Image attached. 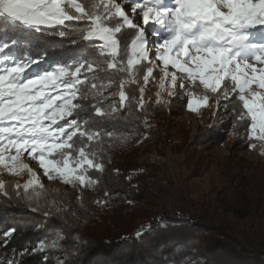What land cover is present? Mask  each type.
Listing matches in <instances>:
<instances>
[{"label":"snow or ice","instance_id":"obj_1","mask_svg":"<svg viewBox=\"0 0 264 264\" xmlns=\"http://www.w3.org/2000/svg\"><path fill=\"white\" fill-rule=\"evenodd\" d=\"M45 37L81 46L68 59L51 60L40 47ZM157 69L156 103L182 100V90L187 109L199 113L214 98L233 127L244 124L250 148L264 142V0H0V175L28 174L22 185L0 181V194L45 216L61 210L46 200L40 175L25 163L31 159L81 200L82 190L98 183L93 173L106 167L104 143L121 138L107 122L133 102L145 110L140 81L147 85ZM117 76L113 101L105 89ZM129 84L139 99L126 91ZM15 231L0 233V246L7 248ZM62 239L16 255L61 247Z\"/></svg>","mask_w":264,"mask_h":264},{"label":"trees","instance_id":"obj_2","mask_svg":"<svg viewBox=\"0 0 264 264\" xmlns=\"http://www.w3.org/2000/svg\"><path fill=\"white\" fill-rule=\"evenodd\" d=\"M39 43L41 48L46 49L51 60L68 59L81 46L57 37H45ZM115 79L117 83L105 91L113 92L110 99L118 101L116 92L119 76ZM140 84L143 85L142 80ZM126 91L134 93L139 99L136 84L127 85ZM156 98L154 94L143 97L145 110H139L133 102L128 110L117 113L115 119L107 122V127L120 134L121 138H114L111 146L107 142L103 145L106 167L103 173H93L102 182L94 197H87L82 190L83 198L78 200L80 192L77 189H44L47 201L55 200L62 206L59 212L52 208L51 214L45 216L42 211H32L25 201L18 202L15 195L8 197L0 194V233L13 228L16 230L8 247L0 246V264H7L12 258L18 264H44L45 256L46 264H264V165L259 167L243 160L230 159L220 169L222 186L213 189L219 200L229 192V186L235 180L240 179L245 184V228L241 230H237L228 221H215L211 200L209 203H201L199 200L185 198L181 209L178 207L176 210L185 221L165 227L148 226L153 217L147 213L100 214L105 208H115L117 199L118 203L126 200L124 196L133 186L151 176L148 172L150 167L139 163L133 155H125L114 161L109 149L120 145L128 135L144 133L145 120H156L160 128L171 126L167 105L156 103ZM203 111L201 108L199 112ZM224 113L228 116L227 122L217 119V115L207 117V121L213 120L216 126L205 136L197 137L195 144L188 142V129H181L183 141L177 145V152L185 156L186 163L195 161L189 179L202 175L211 167V163L204 159L198 148L205 150L221 144L227 130L233 127V117L227 109H224ZM233 130L240 134L243 143L249 144L244 139L247 134L244 124H237ZM15 183L5 182L6 186ZM148 190L142 189L139 197L145 198L144 206L151 207L158 203V198ZM106 192L110 195L105 196ZM43 204L42 198L41 207ZM58 235L63 236L59 241L61 247L32 255H16L20 249H31L39 241L50 242Z\"/></svg>","mask_w":264,"mask_h":264},{"label":"rangeland","instance_id":"obj_3","mask_svg":"<svg viewBox=\"0 0 264 264\" xmlns=\"http://www.w3.org/2000/svg\"><path fill=\"white\" fill-rule=\"evenodd\" d=\"M162 75L163 73L159 69L154 71V79L150 78L147 85H142L144 87L143 97L147 98L153 94L155 96L160 91L159 83ZM177 75L180 76L181 74L178 73ZM195 87L204 91L198 83ZM255 90V86H253L252 91ZM177 91L182 100L175 97H165L168 101L166 105L169 110L168 119L171 126L160 128L156 120H145L144 133L128 135L120 145L109 149L114 161L125 155H133L139 163L150 167L148 172L151 176L141 184L133 186L129 193L124 196L126 200L118 203L119 200L117 199L115 208H105L101 210L100 214L106 216L107 214L111 215L113 212L121 214L147 213L153 217V220L147 224L148 226L160 225L165 227L185 221L182 215L176 212L177 208L180 207L181 209L183 202L185 203V198L199 200L201 203H209L211 200L215 211V221H228L237 230H241L245 228V219L243 218L245 205L243 197L244 182L240 179L235 180L229 186V192L220 200L217 198L216 193H213V189L216 190L222 186L220 169L230 159L243 160L249 164L259 165V167L263 166L264 142H259L254 148H250L249 144L242 142L243 138L240 134L236 133L233 127L230 126L221 144L213 145L205 150L202 147L198 148L204 159L211 163V167L202 175L189 179L191 171L195 168V161L190 160L187 164L185 156L177 152V145L183 141L180 136L181 129L184 127L188 129V142L192 145L195 144L197 137L205 136L211 128L216 126L213 120L207 121L209 115L214 116L213 113H217V119L220 118L224 122H227L228 116L224 113V109L217 107L214 98L207 106L202 107L204 111L199 112L200 115L190 112L186 107V101L189 97L182 90ZM116 95L119 98V91L116 92ZM224 102L226 101L222 99L220 104H224ZM244 132L245 130L242 131V133ZM25 163H28L30 167L38 172L44 189L75 190L57 180H48L43 176L42 170L39 169L35 161L26 159ZM27 179V172L20 176H12L7 173L0 175V181H15L21 185ZM101 186L102 182L98 181L94 187L83 189V192L87 197H94L95 192L97 193ZM144 188H148V191L156 195L158 198L156 205L151 207L143 205L145 198H140L139 193Z\"/></svg>","mask_w":264,"mask_h":264}]
</instances>
